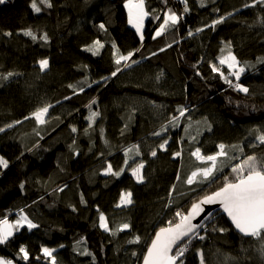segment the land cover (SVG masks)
Instances as JSON below:
<instances>
[{
	"label": "trees",
	"instance_id": "16d2710c",
	"mask_svg": "<svg viewBox=\"0 0 264 264\" xmlns=\"http://www.w3.org/2000/svg\"><path fill=\"white\" fill-rule=\"evenodd\" d=\"M125 2L51 0L49 8L37 0L39 13L32 9V0L0 4V75L15 73L0 79V127L5 129L0 132V156L8 161V168L0 167V219L15 221L24 214L37 225L22 227L0 244V257L14 264H50L44 247L55 249L57 264H142L155 232L177 210L187 212L225 176L232 178L235 160L225 162L214 183L186 184L196 167L206 166L191 156L196 147L209 155L221 143L239 145L245 155L264 157V145L255 140L256 130L264 131V5L244 7L254 0H145L150 15L142 42L128 23ZM168 9L180 20L153 39ZM221 16L224 22L206 27ZM25 30L37 39L25 36ZM44 34L47 41L40 38ZM96 40L104 47L93 55L87 49ZM229 42L245 68L239 83L249 89L247 94L211 69L218 66V57L227 55ZM129 51L138 62H122V71L113 77L115 58ZM42 59L49 62L44 71ZM220 69L228 76L227 69ZM81 82L85 90L77 88L74 94L69 85ZM93 99L96 103L91 104ZM45 104L53 106L47 123L25 119ZM181 105L189 112L178 126L169 125ZM92 112L99 113L94 123L88 119ZM165 125L167 132L153 135ZM164 139L166 150L159 148ZM133 145L141 155L129 153L125 166V150ZM177 151L181 156L174 157ZM230 155L240 154L230 150ZM139 162H144L143 182L131 174ZM108 163L114 171H125L119 177L105 174ZM126 191L132 192L133 203L117 207ZM100 212L112 230L122 223L130 228L115 235L104 231ZM205 226L199 231L205 239H192L184 264H200L199 251L205 264H264L260 241L236 232L223 215ZM135 236L140 243H129ZM21 246L29 253L27 261Z\"/></svg>",
	"mask_w": 264,
	"mask_h": 264
},
{
	"label": "snow or ice",
	"instance_id": "6c2138e0",
	"mask_svg": "<svg viewBox=\"0 0 264 264\" xmlns=\"http://www.w3.org/2000/svg\"><path fill=\"white\" fill-rule=\"evenodd\" d=\"M5 3V0H0V4ZM41 4L46 5L47 7H52L51 0H40ZM167 3V0H165ZM187 3V0H185ZM256 4L264 5V0H254L252 5L245 4L244 7H253ZM32 9L39 13L41 12V7L38 6L37 0H32L31 3ZM124 7L127 9L128 13V23L132 25L137 33H140V39L143 41V28L145 19L149 17L150 12L146 9L145 0H126ZM188 7L184 8V12H188ZM229 16L232 14L229 13ZM156 19H160L159 16ZM180 20V17L172 9H168L164 13L163 22L159 25L155 31L153 39L164 35L170 29L176 27ZM225 17L221 16L218 19H214L210 25L206 27L215 28L216 25L224 22ZM104 24L100 25V28L103 29ZM203 29L198 28L196 31L200 32ZM25 36L31 37L34 41L37 39V36L31 30H25L23 32ZM6 35H11V33H6ZM189 36L193 35L190 31ZM41 39L47 41L48 36L44 34ZM104 45L100 43L99 40L93 42V45L87 50L91 51L93 55H97L100 48H103ZM171 47V44L168 45ZM227 49V55H221L218 57L220 65H227L229 70L228 76L221 71L220 67L216 64L211 65L213 72L218 73L220 77L229 84L230 87H233L234 90L248 93L249 89L239 83L241 75L245 72V68L239 66L240 62L237 57L232 53L230 42L225 46ZM113 48H116V45L113 44ZM118 52L119 50L116 49ZM136 51H139L137 49ZM164 51V49H160ZM225 49H221L223 53ZM135 55V52L129 51L126 55L120 54L115 58L114 63L117 66L115 70L111 73L113 77L117 73L121 72L122 69L120 65L122 62L131 60L133 64L138 61L132 59ZM155 55V53H153ZM49 62L47 59H42L39 61L40 70L44 71L48 68ZM124 67H130L129 64L125 63ZM15 75L13 72H8L6 75H0V79L7 80L9 77ZM229 76L235 77L236 83H233ZM102 79H107L103 77ZM99 83V82H96ZM81 85H69L70 88H73L74 94L78 88L79 92H83L85 89ZM90 87V85H88ZM65 99H70V97H65ZM96 103L95 99L91 101V104ZM91 104L88 107H91ZM53 107L51 104H45L42 107H38L33 111L30 116H26L25 119L34 118L38 125H43L47 123L45 117L49 113V109ZM178 115H174L168 121L169 125L178 126L180 118L185 117L189 112V109L186 106H178L177 108ZM99 115L98 112H92L88 117L89 121H95V117ZM190 120L191 118L188 117ZM15 123H20L16 121ZM13 125H7L8 128H11ZM91 126V124H90ZM191 125H189L190 127ZM5 129L0 127V132H3ZM210 126H209V129ZM72 131L75 132L77 129L72 128ZM168 131V126H162L161 132H155L153 135L160 136L163 132ZM187 132V128L185 129ZM258 133L255 136V140L259 142L260 145H264V131L256 130ZM195 140V137H192ZM168 140L164 139L163 143L159 144V148L166 150V145ZM256 145H252L255 147ZM218 151L214 154L205 155L201 152L199 147H196L194 151L191 152V156L194 157L197 161L205 164L204 167H196L190 175L187 176L184 181L188 185H193L195 183H214L216 180V175L218 172H222L223 168L226 166V161H237L236 163L231 164V173L232 178L225 176L223 183L216 188L214 191L209 194H205L196 202L191 204V207L187 212L177 210L173 219L167 222V225L160 227L158 231L155 232L154 237L151 240V243L147 246V251L143 256V264H184L183 257L189 249V245L192 243V239L198 238L200 240L205 239L204 236L199 234V229L205 228L203 224L193 223V221L200 216L201 213L205 211L204 205H213L219 204L223 209V212L231 220L232 225L237 229L241 234L247 237H252L260 241L259 252L261 256H264V157H258L255 153L250 155L244 154V148L239 145H225L223 143L217 145ZM230 150L232 152H239L240 155H230ZM129 153H134L135 156H140L141 152L138 145L130 146L125 150V166H128ZM151 155L155 157L157 152L153 150ZM174 157L181 156V151L173 153ZM0 167L8 168V161L0 156ZM144 168V162L136 163L135 167L131 168V174L137 182H143L144 176L142 170ZM125 168H120L119 171H114L112 164L108 163L107 167L104 169L105 174H110L116 177H119ZM180 179L179 174L177 175V180ZM175 185L172 186L171 191H175ZM23 188V184L21 185ZM62 191V189H61ZM132 192L126 191L121 192L119 203L117 207H125L133 203ZM171 195V192H170ZM99 211V209H97ZM21 213L23 210L21 209ZM211 216V213L208 214ZM27 225L28 229L31 230L36 228L37 225L34 224L27 215L21 214L20 217L15 222H9L5 217L0 219V244H4L8 241L9 237L13 235L14 231H18L20 228ZM99 226L106 232H112L113 235L116 232L124 231L130 228L129 223L120 224L115 230H112L109 226L107 217L103 212L99 213ZM213 231H226L225 228H213ZM140 236H135L134 239L130 240L129 243H140ZM22 253V258L27 261L29 259V253L27 249L23 246L19 249ZM55 249H50L47 247L42 248L44 257L50 258V264H57L56 258L53 255ZM86 255H90L85 250ZM135 256L136 253L133 252ZM200 256V264H205L204 254L202 251L198 252ZM39 259V257H37ZM0 264H13L12 260H6L3 257H0Z\"/></svg>",
	"mask_w": 264,
	"mask_h": 264
},
{
	"label": "water",
	"instance_id": "95a60500",
	"mask_svg": "<svg viewBox=\"0 0 264 264\" xmlns=\"http://www.w3.org/2000/svg\"><path fill=\"white\" fill-rule=\"evenodd\" d=\"M145 42V41H143ZM131 61V60H130ZM129 61V62H130ZM205 211L203 213L200 214V216H198L193 223H198V224H203L206 225L208 224V222L212 221L214 218H216L217 215H223L225 218H227V220L229 222H231V220L227 217V215L223 212V209L221 208V206L219 204H213V205H204L203 206ZM211 213V216H208V214ZM232 224V223H231ZM234 227V225H233ZM202 229V228H201ZM201 229H199L198 231H200ZM235 229V227H234ZM236 232H239L237 229H235ZM240 233V232H239ZM155 235V234H154ZM243 235V234H242ZM244 236V235H243ZM245 238H249L247 236H244ZM195 238V237H194ZM193 238V239H194ZM143 264V261H142Z\"/></svg>",
	"mask_w": 264,
	"mask_h": 264
},
{
	"label": "rangeland",
	"instance_id": "374dc122",
	"mask_svg": "<svg viewBox=\"0 0 264 264\" xmlns=\"http://www.w3.org/2000/svg\"><path fill=\"white\" fill-rule=\"evenodd\" d=\"M126 9V8H125ZM126 12H127V9H126ZM147 19H148V17L145 19V23H144V28H143V36H144V39H143V41H145L146 40V36H145V28H146V23H147ZM130 25V24H129ZM130 27H132L135 31H136V29L132 26V25H130ZM158 28V27H157ZM157 28L155 29V31L157 30ZM154 31V32H155ZM137 32V31H136ZM138 35H139V37H140V33H138ZM154 35H155V33H154ZM142 41V42H143ZM220 66H223L225 69H227V71H229L228 70V68H227V65H220V64H218V67H220ZM240 66V65H239ZM47 117V116H46ZM46 117H45V119H46ZM129 207V205L128 206H125L124 208H128ZM24 215V214H23ZM16 221V220H15ZM15 221H9V222H15ZM25 226H27V225H25ZM20 229H22V228H20ZM15 232H13V234H14ZM10 238V237H9ZM14 264V263H13Z\"/></svg>",
	"mask_w": 264,
	"mask_h": 264
},
{
	"label": "crops",
	"instance_id": "0c3cea01",
	"mask_svg": "<svg viewBox=\"0 0 264 264\" xmlns=\"http://www.w3.org/2000/svg\"><path fill=\"white\" fill-rule=\"evenodd\" d=\"M15 232V231H14Z\"/></svg>",
	"mask_w": 264,
	"mask_h": 264
}]
</instances>
